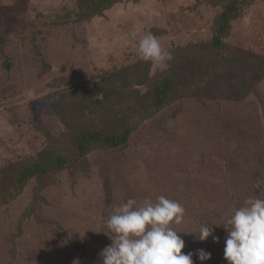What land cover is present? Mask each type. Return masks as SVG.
<instances>
[{
    "label": "rangeland",
    "instance_id": "obj_1",
    "mask_svg": "<svg viewBox=\"0 0 264 264\" xmlns=\"http://www.w3.org/2000/svg\"><path fill=\"white\" fill-rule=\"evenodd\" d=\"M103 1L0 0V264H102L113 208L161 195L194 264H228L221 225L264 198V0ZM147 33L166 66L139 57Z\"/></svg>",
    "mask_w": 264,
    "mask_h": 264
},
{
    "label": "clouds",
    "instance_id": "obj_2",
    "mask_svg": "<svg viewBox=\"0 0 264 264\" xmlns=\"http://www.w3.org/2000/svg\"><path fill=\"white\" fill-rule=\"evenodd\" d=\"M137 51L154 65L166 66L172 59L151 33L139 39ZM185 212L181 203L163 195L155 202L144 199L138 204L129 198L119 203L105 220L112 242L100 253L102 264H194L193 253L184 252L185 241L174 227L184 222ZM221 226L227 233L224 258L228 264H264V198H247ZM191 234L207 241L214 227L202 224L198 233ZM195 255L201 262L211 259L203 249Z\"/></svg>",
    "mask_w": 264,
    "mask_h": 264
},
{
    "label": "trees",
    "instance_id": "obj_3",
    "mask_svg": "<svg viewBox=\"0 0 264 264\" xmlns=\"http://www.w3.org/2000/svg\"><path fill=\"white\" fill-rule=\"evenodd\" d=\"M95 2V1H94ZM107 3V0H104L102 3H100V4H94V3H92L93 5H94V7H93V10H100V6L103 4H106ZM102 5V6H103ZM80 6V5H79ZM106 6H108V5H106ZM237 7H236V5L233 3V4H229L228 6H227V9H225L224 11H223V13H222V21H220L219 22V30H217L219 33H222V31H227L228 29H229V21L231 20V19H234L235 17H236V9ZM102 10V9H101ZM88 7L86 8L84 5H81L80 6V10H79V13H78V17L80 18L81 17V15H84V14H87L88 12ZM2 37V38H1ZM0 37V39L1 40H3V38H4V35H2ZM220 40V39H219ZM219 44H220V49H219V53H218V55L221 57V58H224L225 57V54H224V52H222V48H223V41L222 40H220V42H219ZM217 46V48H218V45H216ZM165 89H159V92H158V96H157V100L159 99V102L160 103H163L164 102V97H165V95H166V88L167 87H164ZM163 100V101H162ZM127 138H128V135L125 133L123 136H122V139H120L122 142H125L126 140H127ZM83 140V142H82V149L81 150H84V146H85V144L86 145H88L89 143H92L93 141H95V140H97V137H96V135H94V136H91V137H85V138H83L82 139ZM109 140L114 144V146H118L119 144L121 145V143H119V140H117V136H112L111 138H109ZM61 164H64V163H61ZM36 174V172L35 171H31V172H26V173H24V175H23V177H22V179H20L21 180V182L23 183L24 182V180H26L27 178H32V177H34V176H36L35 175Z\"/></svg>",
    "mask_w": 264,
    "mask_h": 264
}]
</instances>
